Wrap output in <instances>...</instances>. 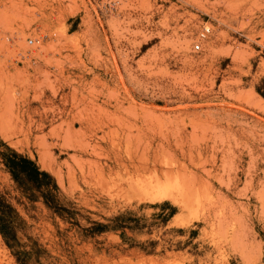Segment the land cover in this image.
<instances>
[{
	"label": "rangeland",
	"instance_id": "374dc122",
	"mask_svg": "<svg viewBox=\"0 0 264 264\" xmlns=\"http://www.w3.org/2000/svg\"><path fill=\"white\" fill-rule=\"evenodd\" d=\"M0 143L26 264H264V0H0Z\"/></svg>",
	"mask_w": 264,
	"mask_h": 264
},
{
	"label": "trees",
	"instance_id": "16d2710c",
	"mask_svg": "<svg viewBox=\"0 0 264 264\" xmlns=\"http://www.w3.org/2000/svg\"><path fill=\"white\" fill-rule=\"evenodd\" d=\"M0 147H2L0 163L17 188L23 193L36 194L45 207L57 213L63 211L57 205L55 195L57 188L51 176L39 170L35 163L27 157L16 153L2 143ZM10 212V208L0 200V237L14 259V263L26 264L33 254L35 256V253L32 250L25 251L19 246ZM98 227L100 232L106 229L103 225Z\"/></svg>",
	"mask_w": 264,
	"mask_h": 264
},
{
	"label": "built area",
	"instance_id": "2783aa9c",
	"mask_svg": "<svg viewBox=\"0 0 264 264\" xmlns=\"http://www.w3.org/2000/svg\"><path fill=\"white\" fill-rule=\"evenodd\" d=\"M211 24L207 23V22H203L199 24V37L200 38H204L206 36H209L211 34ZM27 45H31L32 41L31 40H27ZM200 42L199 41H195L192 42L191 46H190V51L192 53H197L200 51Z\"/></svg>",
	"mask_w": 264,
	"mask_h": 264
},
{
	"label": "bare ground",
	"instance_id": "6f19581e",
	"mask_svg": "<svg viewBox=\"0 0 264 264\" xmlns=\"http://www.w3.org/2000/svg\"><path fill=\"white\" fill-rule=\"evenodd\" d=\"M147 162V161H146ZM161 162V161H160ZM137 171V173H142V174H145L146 172H148L149 170L147 169V168H142V169H140V170H136ZM151 171V170H150ZM153 171H155V172H158V170H153ZM152 171V172H153ZM168 173H170V171L168 170H166V172H164V171H162L161 170V174H162V176H164V174H168ZM128 177L130 178V180H129V182L130 183H133V175L131 176V175H128Z\"/></svg>",
	"mask_w": 264,
	"mask_h": 264
}]
</instances>
